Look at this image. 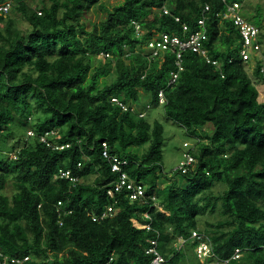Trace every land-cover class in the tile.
Wrapping results in <instances>:
<instances>
[{
    "label": "trees",
    "instance_id": "obj_1",
    "mask_svg": "<svg viewBox=\"0 0 264 264\" xmlns=\"http://www.w3.org/2000/svg\"><path fill=\"white\" fill-rule=\"evenodd\" d=\"M10 2L9 11L0 13V141L28 128L34 134L21 140L16 157L0 149V249L10 259L6 264H104L110 257L109 264H151L153 254L145 250L152 238L164 256L161 264H200L192 249L197 242H190L193 230L211 243L215 260H227L222 264H264V100L238 54V31L231 20L220 19L225 2ZM163 3L169 14L159 13ZM205 3L210 10L204 45L219 66L185 51L170 83L175 55L167 50L151 57L147 41L155 31L183 36L195 30ZM94 5L104 15L87 28L84 15ZM240 12L251 22L258 19L264 53L261 6ZM12 13L27 22L26 30ZM133 21L140 24L139 35ZM182 23L189 31H182ZM252 74L264 82V65L256 61ZM159 104L165 117L197 139L169 174L163 125L147 119V110ZM103 142L110 156L126 159L123 169L155 194L159 207L117 193L114 214L93 219L113 202L106 190L118 176L102 154ZM187 155L193 159L182 171L178 166ZM59 169L81 180L56 178ZM216 183L224 186L221 192L214 193ZM8 184L11 196L4 192ZM217 209L222 218L200 227L199 216ZM178 236L187 239L182 247L173 246ZM186 248L194 258L185 260ZM236 248L241 255L234 258Z\"/></svg>",
    "mask_w": 264,
    "mask_h": 264
},
{
    "label": "built area",
    "instance_id": "obj_2",
    "mask_svg": "<svg viewBox=\"0 0 264 264\" xmlns=\"http://www.w3.org/2000/svg\"><path fill=\"white\" fill-rule=\"evenodd\" d=\"M225 2V9L219 13L221 20H231L233 22L234 27L238 30L240 34V47L238 50V54L240 55L243 61H247L252 59L253 56H257L262 64H264V55L261 54V43L258 40L259 29L250 21H248L240 12V6L237 2ZM10 0L0 4V13L6 14L10 8ZM159 13L169 14L170 10L166 3H163L158 8ZM210 10V4L205 3L201 10V15L197 19V28L187 35L179 36L177 34L168 33V32H153L150 39L147 41L146 47L149 50L150 56H158L160 52L170 50L175 55V63L177 65V71H170V83L174 82L178 76L179 70L182 69V57L183 52L185 51H192L204 57L207 62H211L215 66H219V61L215 58H211L208 52V48L204 45V42L207 39V27L205 24L207 13ZM175 20H179L178 16H174ZM132 24L134 25L135 31L139 35L140 24L133 21ZM182 31L185 33L189 31V25L187 23H182ZM141 33V32H140ZM102 57H108L109 53H100ZM263 69V68H262ZM261 69V70H262ZM159 100L160 102L164 101L163 93L159 92ZM111 101L116 102L118 105L121 106L123 110L127 109V106L119 101L117 97H111ZM139 115H144V112H140ZM32 133V131H29ZM48 133V132H46ZM41 141L46 140V135L40 136ZM47 144H50L49 142ZM103 150L102 154L105 157H108L109 161L112 160L110 169L113 172H117V178L110 186L107 188L108 196L113 200L110 204L106 206V208L102 211V213L96 217H93L94 220H100L107 216H111L115 212V203L117 201L116 194L117 193H124V196L127 197L129 202L137 201L139 203L147 202L150 199L154 205L158 206V201L154 193L149 194L147 193V186L141 182L136 181L134 178H131L127 171L123 169V166L126 164V159H119L116 156H110L107 152V144L106 142L102 143ZM188 156V155H187ZM193 158L188 156L187 160L184 162L182 161L179 168H182V171H185L184 164L189 163ZM78 166L80 163L77 164ZM56 178H66L72 182H76L79 180L78 176L73 175L71 170L69 169H59ZM58 206L61 205L60 200L58 201ZM59 208V207H58ZM70 211V210H69ZM144 218L146 221L144 223V227L146 230H150V215L148 212L144 213ZM191 238L196 239L197 244L194 247V252L200 261V264H211L212 261L216 262V264L225 263L227 260H215V255L212 251L211 243L206 240V238L202 237L198 231L193 230L191 233ZM185 238L179 236L175 243V246L181 247L185 242ZM150 246L146 248V253L153 254L151 264H160L164 261L163 255L157 249V240L151 239ZM239 255V250L235 249V253L232 257H237ZM27 257H24V259ZM9 257L5 255L0 249V263L6 264L8 262ZM12 261H19V259H11ZM111 257L109 258V261ZM108 261V262H109ZM108 262L104 264H108Z\"/></svg>",
    "mask_w": 264,
    "mask_h": 264
},
{
    "label": "rangeland",
    "instance_id": "obj_3",
    "mask_svg": "<svg viewBox=\"0 0 264 264\" xmlns=\"http://www.w3.org/2000/svg\"><path fill=\"white\" fill-rule=\"evenodd\" d=\"M118 0H101V3L107 6H112L113 3L117 2ZM31 5L33 6H39L40 5V0H28ZM241 11L243 9L248 10L250 13L254 12L255 5H260L261 6V12L263 14V21H264V0H244L243 4L238 2ZM104 15V12L96 7V5L92 6L90 9H88L84 15V19L86 20V27L90 28L91 24L93 22H98L100 18H102ZM15 24L17 27L21 30H26L28 28V24L26 21L22 20V18L18 14H11ZM152 15L149 16L151 18ZM252 22L257 25L258 19L254 18ZM245 68L248 72V74L251 76L252 81L259 85L261 83L260 80H258L253 74V61L251 63L245 64ZM107 80H109V77H107ZM259 87V100L263 101L264 100V87L263 86H258ZM146 96L144 93L141 94V102L145 101L144 98ZM134 107L137 108V106L134 104ZM147 119L152 122L154 119H158L162 125H163V136H164V143H163V166L164 170L166 172H172L174 168L178 165L179 161L184 158L185 156V150L188 147H193L196 143V137L192 135H188L185 132V128L182 126L176 124L175 122L171 121L169 118L165 117L162 109V104H159L158 106H152L147 110ZM26 133V131H25ZM21 138H20V137ZM19 136L15 137L13 140H9L7 143L1 142L0 141V149H3L5 151H10L13 147L14 149L19 146L21 143V140L26 138V134L23 132H20ZM1 152V151H0ZM4 156V153H1ZM10 154L12 156V151H10ZM172 176H169V178H164L163 180L159 181L158 185L159 187H163L166 184L169 183ZM93 179L92 176H90L86 181H91ZM180 181L178 182L179 185L183 184V179L182 177H178ZM224 186L221 183H216L214 186L213 190L214 193L221 192ZM4 192L11 196L13 192V186L11 184H8ZM159 206V204H158ZM221 214L219 213L218 209L213 213V214H204L199 216V224L200 227H202L206 223H215L219 219H221ZM188 256L185 260H189V258L193 256L191 249L186 248ZM194 258V256H193ZM189 262V261H188ZM184 264H187L184 263Z\"/></svg>",
    "mask_w": 264,
    "mask_h": 264
},
{
    "label": "clouds",
    "instance_id": "obj_4",
    "mask_svg": "<svg viewBox=\"0 0 264 264\" xmlns=\"http://www.w3.org/2000/svg\"><path fill=\"white\" fill-rule=\"evenodd\" d=\"M235 2V1H234ZM238 3V2H237ZM242 14V13H241ZM243 15V14H242ZM244 16V15H243ZM245 17V16H244ZM246 18V17H245ZM247 19V18H246ZM248 20V19H247ZM249 21V20H248ZM251 22V21H250ZM251 23H253V22H251ZM254 24V23H253ZM255 25V24H254ZM257 28H258V26L257 25H255ZM259 29V28H258ZM237 30V29H236ZM238 31V30H237ZM259 32H260V29H259ZM239 33V32H238ZM260 38H259V34H258V40H259ZM239 40H240V34H239ZM259 42L261 43V41L259 40ZM240 44H241V41H240ZM208 48V47H207ZM239 50V49H238ZM208 52H209V49H208ZM261 54L262 55H264V53H263V44L261 43ZM210 55V54H209ZM211 56V55H210ZM240 56V55H239ZM211 58H212V56H211ZM241 58V57H240ZM242 60V59H241ZM243 61V60H242ZM251 61H253V67H254V64L256 63V61H259V63H261V65H264V64H262V62H261V60L257 57V56H253V58L252 59H249V60H247V61H243L244 62V64H247V63H251ZM253 71V70H252ZM255 84V83H254ZM260 86H263L264 87V82L263 81H261V83L259 84ZM259 85H257V84H255V86L257 87V90H259ZM258 93H259V91H258ZM164 97V96H163ZM164 101H165V98H164ZM163 101V102H164ZM159 102H160V100H159ZM163 102H160V103H163ZM136 105V104H135ZM132 108L134 109V110H136L137 108H135L134 107V105L132 106ZM144 115H145V113H144ZM29 131H32V133H29ZM26 136H32L33 134H34V130L33 129H27L26 130ZM40 139V138H39ZM16 150H17V148H12L10 151H12V156H11V154H10V151H9V156H11V157H16ZM77 176V175H76ZM78 178H79V180H81L80 179V177L78 176ZM78 180V181H79ZM192 233V232H191ZM179 237V236H178ZM177 237V238H178ZM177 238L175 239V241H174V243H173V246H175V243H176V241H177ZM190 238H191V236H190ZM153 239V238H152ZM154 239H156V238H154ZM186 239V238H185ZM157 240V239H156ZM187 242V239L185 240V242L183 243V245L182 246H184L185 245V243ZM190 242H197L196 241V239H190ZM194 243V244H195ZM197 244V243H196ZM195 244V245H196ZM195 245L192 247V249H193V252H194V247H195ZM157 246V245H156ZM181 246V247H182ZM236 249H238L239 250V255L238 256H240L241 255V250L239 249V248H236ZM235 251V250H234ZM160 252V251H159ZM161 253V252H160ZM195 253V252H194ZM162 254V253H161ZM163 255V254H162ZM195 256H196V254H195ZM237 256V257H238ZM153 257V256H152ZM164 257V256H163ZM237 257H234V258H237ZM196 258H197V256H196ZM111 259H112V257H111ZM198 259V258H197ZM152 260V259H151ZM109 261V260H108ZM107 261V262H108ZM110 262V261H109ZM109 262H108V264H109ZM106 263V262H105ZM162 263V262H161ZM160 263V264H161Z\"/></svg>",
    "mask_w": 264,
    "mask_h": 264
}]
</instances>
